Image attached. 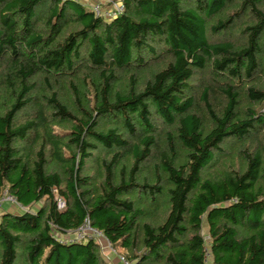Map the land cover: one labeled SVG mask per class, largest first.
<instances>
[{"label":"trees","instance_id":"obj_1","mask_svg":"<svg viewBox=\"0 0 264 264\" xmlns=\"http://www.w3.org/2000/svg\"><path fill=\"white\" fill-rule=\"evenodd\" d=\"M120 1L0 0V264H264V0Z\"/></svg>","mask_w":264,"mask_h":264},{"label":"rangeland","instance_id":"obj_2","mask_svg":"<svg viewBox=\"0 0 264 264\" xmlns=\"http://www.w3.org/2000/svg\"><path fill=\"white\" fill-rule=\"evenodd\" d=\"M81 1L85 2L86 6L89 5V3L91 4L93 2L92 0H81ZM210 76H211V72L209 70L199 71L194 75V77H193L194 81L193 82L196 86L200 85V84L202 85L203 82L212 81ZM200 81H202V83H200ZM213 85H215V84L213 83ZM57 86H59V85H57ZM61 92H62V89H61V91L59 89L60 94H61ZM197 94H198V91L195 95H197ZM214 94H215V96L214 97L212 96V101L216 103L221 98V94L219 92H215ZM52 128L55 131H59V128L57 126H53ZM259 139H260V146L263 147L262 149L264 150V127L262 128V134H260ZM254 145H256V144H254ZM235 151H236L235 146H232L231 148L224 149V151H223L224 156L221 160V164L223 165V167H225L227 169H237L239 167L240 161H239ZM36 207H37V205L33 204L31 208H36ZM26 209H28V208L21 207V206L17 205L15 202L8 200L6 198H4L3 200H0V212L3 210L20 211V210H26ZM159 212H160L159 216H161L162 212L161 211H159ZM71 232H73V231H71ZM71 232H70V235H67V237H70L73 235ZM201 232L203 235L206 234V227H205L204 222H203ZM97 236H99L98 237L99 240L96 241V243H98V245H99L100 256L103 260L109 262L110 264H119V255H122L128 261H130L127 258V252L124 248L117 246V245L113 246L110 243L108 244V241L103 237V235H97ZM130 263L134 264L131 261H130ZM206 264H213L211 261V257L209 255H206Z\"/></svg>","mask_w":264,"mask_h":264},{"label":"built area","instance_id":"obj_3","mask_svg":"<svg viewBox=\"0 0 264 264\" xmlns=\"http://www.w3.org/2000/svg\"><path fill=\"white\" fill-rule=\"evenodd\" d=\"M62 1H64V0H62ZM74 1H79L84 6H86V3L82 2L81 0H74ZM92 1L93 2L91 4L89 3V5H87L86 7L89 8L90 10H92V12L95 14V16L102 17L105 20H110L111 18L115 17L117 14L121 13L124 9V5H123L122 1H120V0H92ZM4 198L15 202V199L12 196L8 195L5 191L1 194L0 200H3ZM63 206H64L63 200L58 199L57 200V207L62 208ZM70 232L71 231H69L67 233V235H70ZM71 233L73 235L68 237L67 239L85 240L88 238H92L95 241H98L99 236H97V235H103L99 230L91 227L88 224V222H85L82 226H80L78 229L74 230ZM204 238L207 239L208 237L206 236ZM108 244H109V241H108ZM206 255H208V249H206ZM119 264H132V263H130V261H128L124 256L119 255Z\"/></svg>","mask_w":264,"mask_h":264},{"label":"crops","instance_id":"obj_4","mask_svg":"<svg viewBox=\"0 0 264 264\" xmlns=\"http://www.w3.org/2000/svg\"><path fill=\"white\" fill-rule=\"evenodd\" d=\"M207 235H204V237H206ZM208 237V236H207ZM208 239V238H207Z\"/></svg>","mask_w":264,"mask_h":264}]
</instances>
